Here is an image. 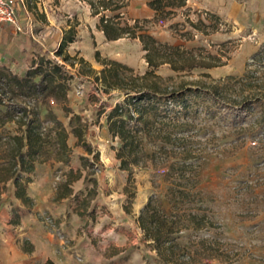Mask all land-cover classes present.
Segmentation results:
<instances>
[{"label": "rangeland", "instance_id": "obj_1", "mask_svg": "<svg viewBox=\"0 0 264 264\" xmlns=\"http://www.w3.org/2000/svg\"><path fill=\"white\" fill-rule=\"evenodd\" d=\"M147 1L124 0V7L105 13L112 15L121 11L122 23H133L134 15L144 13ZM84 2L32 0V14L29 10H19L23 30L15 31L18 36L27 33L25 48L33 49L34 43L36 47L48 49V55L60 61L53 52L58 32L65 22H76L78 38L68 48L74 63L65 62L68 72L73 74L69 78L67 103L74 112L87 119L85 139L99 153L95 163L82 169L85 176L71 183V194L52 200L53 190L62 181L63 172L69 167L81 166L80 155L93 161L92 154L75 144L76 137L69 133L67 141L72 147L69 164L52 159L38 162L37 172L46 182L35 188L43 196L33 198L31 208L40 209V233L44 230L48 239L63 244L68 242L66 234L59 219L49 214L48 207L64 201L75 210L87 211L84 214L87 218L77 226L76 247L70 251L76 257H88L85 258L90 259L87 264H163L158 261L155 251L141 240V230L135 220L147 196L163 190L162 168L135 167V193L131 199L127 198L124 189L127 172L118 167L119 161L115 157L119 139L110 135L106 125V114L123 95L118 90L105 92L92 76L91 82L85 81L87 76L77 70L81 66L79 57L100 69L102 64L94 58V51L98 49L101 56L119 60L131 66L134 73L141 74L148 68L144 50L137 38L106 39L96 26L99 15H95L96 23H93L91 16L87 17ZM218 3L219 13L193 7L186 0L185 6L176 8L164 19L156 18L155 11L149 17L138 18L159 40L195 48L197 53L200 49L201 55L209 52L216 57L205 55V61H219L210 67L196 66L181 71L162 63L155 70L167 78L165 82L169 84L183 82L203 89H209L211 84L216 86L211 97L189 98L188 117L193 121L190 142L195 148H203L199 165L203 205L217 226L182 231L178 240L186 243L189 238L216 236L222 241L223 248L238 253L233 254L230 261L212 260L207 264H264V96L261 94L264 88V0H218ZM45 18L50 24V32L37 33ZM35 53H39V49L36 48ZM23 65L15 60L9 63L16 73ZM52 106L67 124L69 117L60 105L52 103ZM12 127V122L5 124L7 129ZM92 177L96 183L91 181ZM93 186L94 194L83 205L81 200L88 196L86 192ZM125 204L129 206L128 211ZM91 256H96L97 261L89 258Z\"/></svg>", "mask_w": 264, "mask_h": 264}, {"label": "trees", "instance_id": "obj_2", "mask_svg": "<svg viewBox=\"0 0 264 264\" xmlns=\"http://www.w3.org/2000/svg\"><path fill=\"white\" fill-rule=\"evenodd\" d=\"M26 1L32 14V0ZM83 1L89 5L92 15H99L96 26L106 39L137 38L148 65L144 72L136 74L131 66L101 56L95 49L94 58L102 67L95 69L86 59L79 57L81 66L77 68L79 73L87 76L85 81L91 82L93 78L105 92L118 90L123 95L106 114V125L110 135L119 139L115 157L119 161L118 167L127 172L124 185L127 198L131 199L135 193V167L151 165L162 168L163 190L150 193L135 217L141 230V240L155 251L158 261L163 264H207L212 260H232L233 254L238 253H230L223 248L222 241L216 236L189 238L186 243L178 240L182 231L217 226L203 205L204 198L199 188L203 148H195L190 142L189 131L193 121L188 117L191 108L189 98L211 97L216 86L211 84L209 89H203L183 82L169 84L165 82L167 78L155 71L162 63L181 71L196 66L210 67L219 61H205V55L216 57L209 52L201 55L200 49L197 53L195 48L159 40L140 23L138 17L133 23H122L121 11L112 15L105 13L106 10L124 7V0ZM147 5L154 9L156 18L164 19L176 8L185 6L186 0H148ZM213 16L218 17L217 14ZM0 27V191L11 180L15 196L30 209L34 203L26 190L32 180L30 173L37 162L48 159L69 164L72 154L67 141L69 133L76 137L75 144L92 154L93 161L86 155H80L81 166L69 167L63 172L62 181L53 190L52 200L71 194V183L85 176L82 169L95 163L99 153L85 139L87 119L74 112L67 103L69 78L73 74L68 72L65 62L74 63L67 47L77 39L76 22H68L53 48L54 54L62 61L48 55V49L36 47L34 43L31 45L33 49L27 50V33L18 36L15 29L4 22ZM36 31L44 33L46 28L40 26ZM36 48L39 53H35ZM12 60L24 64L19 73L9 67ZM261 94L264 96V88ZM52 103L60 105L69 117L67 124L57 115ZM7 122L13 123L11 129L5 128ZM91 181L96 183L94 177ZM94 190V186L87 190L89 197L81 200L83 205L87 204ZM124 208L129 210L126 204ZM20 210L17 205L12 207L11 222H17ZM76 211L79 215L87 213Z\"/></svg>", "mask_w": 264, "mask_h": 264}, {"label": "crops", "instance_id": "obj_3", "mask_svg": "<svg viewBox=\"0 0 264 264\" xmlns=\"http://www.w3.org/2000/svg\"><path fill=\"white\" fill-rule=\"evenodd\" d=\"M187 2H190V5L193 7L206 8L219 13L218 0H187ZM84 4L88 12L87 17L90 18L91 16L93 23H96L95 15L91 14L89 5L86 2ZM153 11L154 9L147 6L144 8L142 15H134V17H149L153 14ZM42 21L43 24L41 25L46 27V31L44 32L46 34L50 32V29H48L50 24L46 18ZM65 24L58 32L57 41H59L62 30L68 26L67 22ZM75 41L70 42V44ZM57 44L58 42H56ZM70 44L67 47V51H69ZM38 169L37 162L30 173L32 180L26 188L27 194L32 198L43 196V193L35 190V188L46 182V179L38 174ZM15 205L19 206L22 210L19 211L17 222L13 223L10 221V218L12 207ZM48 208L49 214L59 219V224L68 239L67 243L63 244L62 241L55 242L48 239L45 236L46 231L44 230L43 233H40V220L38 217L40 209H27L22 204L20 198L15 196L13 182L11 180L6 182L5 188L0 191V264H87L89 262L90 259H85L88 257L79 258L70 252L77 244V226L87 216L79 215L75 209L64 201L57 202ZM89 258L97 261L96 256Z\"/></svg>", "mask_w": 264, "mask_h": 264}, {"label": "built area", "instance_id": "obj_4", "mask_svg": "<svg viewBox=\"0 0 264 264\" xmlns=\"http://www.w3.org/2000/svg\"><path fill=\"white\" fill-rule=\"evenodd\" d=\"M19 10L28 12L26 0H0V22L11 25L16 31H22Z\"/></svg>", "mask_w": 264, "mask_h": 264}]
</instances>
